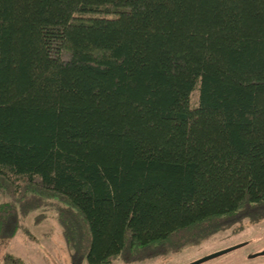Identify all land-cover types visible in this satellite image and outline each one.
<instances>
[{
	"label": "trees",
	"instance_id": "trees-1",
	"mask_svg": "<svg viewBox=\"0 0 264 264\" xmlns=\"http://www.w3.org/2000/svg\"><path fill=\"white\" fill-rule=\"evenodd\" d=\"M0 191L72 264L264 220V0H0Z\"/></svg>",
	"mask_w": 264,
	"mask_h": 264
},
{
	"label": "rangeland",
	"instance_id": "rangeland-1",
	"mask_svg": "<svg viewBox=\"0 0 264 264\" xmlns=\"http://www.w3.org/2000/svg\"><path fill=\"white\" fill-rule=\"evenodd\" d=\"M198 93L191 95V104ZM0 191V204L8 202ZM56 200H46L37 210L21 218L18 230L9 239H0V260L8 254L22 264H72L70 250L57 221ZM42 214L36 225L35 217ZM219 252H225L199 264H264V220H245L221 231L199 244L186 245L176 253H169L137 264H192ZM0 264H4L0 261ZM111 264H125L119 260Z\"/></svg>",
	"mask_w": 264,
	"mask_h": 264
},
{
	"label": "water",
	"instance_id": "water-1",
	"mask_svg": "<svg viewBox=\"0 0 264 264\" xmlns=\"http://www.w3.org/2000/svg\"><path fill=\"white\" fill-rule=\"evenodd\" d=\"M223 253H225V252H219V253H216V254H214V255H212V256L206 257V258L201 259V260H199V261H197V262H195V263H192V264H199V263H202V262H204V261H206V260H208V259H210V258L217 257V256H219V255H221V254H223ZM261 255H264V252H262Z\"/></svg>",
	"mask_w": 264,
	"mask_h": 264
}]
</instances>
